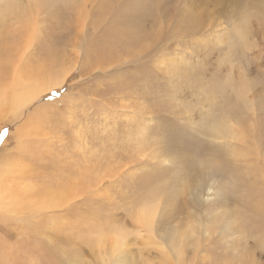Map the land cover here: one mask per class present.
I'll return each mask as SVG.
<instances>
[{
  "label": "rangeland",
  "instance_id": "obj_1",
  "mask_svg": "<svg viewBox=\"0 0 264 264\" xmlns=\"http://www.w3.org/2000/svg\"><path fill=\"white\" fill-rule=\"evenodd\" d=\"M29 29L0 264H264V0H0L3 88Z\"/></svg>",
  "mask_w": 264,
  "mask_h": 264
},
{
  "label": "bare ground",
  "instance_id": "obj_2",
  "mask_svg": "<svg viewBox=\"0 0 264 264\" xmlns=\"http://www.w3.org/2000/svg\"><path fill=\"white\" fill-rule=\"evenodd\" d=\"M22 25L25 26V27H28L25 24H22ZM25 27H23V28H25ZM20 29H22V28H20ZM26 41H27V45H24L22 51L20 52V54L17 55L19 57H18V60H17L16 64H14V68H13V66H11L14 69V70H12L13 71L12 72V76L10 74V76H11L10 81L11 82L10 81H9V83L7 82L8 84L6 83V85H5L4 88L2 86H0V90L3 89L0 92V116H1L2 113H5L3 116H6L8 114L7 116H12L15 119L21 118L23 116L22 114H23V111L25 110V108L29 104H31L36 98H38L41 95V93L49 90L50 88L52 89V87L54 85H56V86L57 85H61L63 83L62 80H65L64 77L61 76L57 80V82H52L50 80L49 81L48 80L46 81L42 77V75L45 73L43 71H41V73H39L40 76H36L35 79H34V76L32 75V73H33L32 67H30L29 74H27L25 76V73H24V76L25 77H22V78L21 77H17V75L21 74L20 73L21 67L18 66L17 63L19 62L20 64H22L21 61L22 60H25L24 59L26 57L25 55L28 52L27 50H29L27 47H30L32 45V43L34 42V30H33V32L30 29L28 30V36H27V40ZM20 47H22V46H20ZM20 47H18V48H20ZM15 49H16V47H15ZM1 51H2V49H1ZM1 51H0V58L2 57L1 56V53L2 52ZM9 52H8V54H10ZM18 53H19V51H18ZM73 60H75V59H73ZM10 62H11V57H10ZM22 62H24V61H22ZM39 63H40V61H39ZM41 68H39L38 71ZM62 69H64V68H62ZM9 70H10V66H9ZM63 73H65V71ZM37 75H38V73H37ZM53 77L55 78V76H53ZM14 78H16L17 80L14 79ZM156 210H157V206H153V205L150 206L148 208V210H144V211L142 210L143 212H142V216H141V222H142V224H144L145 226H147L150 230H152V225L154 224V222H153L154 219L152 220V218L155 215ZM143 216L146 217L145 220H143ZM182 231H183V233H185V230H182ZM190 237H191V235H188V234H182V235L180 234L176 239L171 240V243H170L169 247L175 252V254L177 255V258H179V259L181 258L179 256H182V254L184 253V250L187 248V245L190 244ZM116 246H118V243L114 244V248Z\"/></svg>",
  "mask_w": 264,
  "mask_h": 264
},
{
  "label": "trees",
  "instance_id": "obj_3",
  "mask_svg": "<svg viewBox=\"0 0 264 264\" xmlns=\"http://www.w3.org/2000/svg\"><path fill=\"white\" fill-rule=\"evenodd\" d=\"M7 134V131H6V129H1L0 130V139L2 138V137H4L5 135Z\"/></svg>",
  "mask_w": 264,
  "mask_h": 264
}]
</instances>
